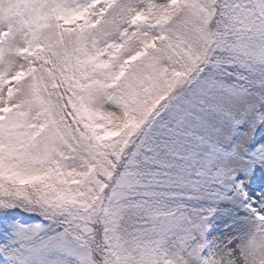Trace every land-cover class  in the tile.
<instances>
[{"label": "snow or ice", "instance_id": "obj_1", "mask_svg": "<svg viewBox=\"0 0 264 264\" xmlns=\"http://www.w3.org/2000/svg\"><path fill=\"white\" fill-rule=\"evenodd\" d=\"M0 264H264V0H0Z\"/></svg>", "mask_w": 264, "mask_h": 264}]
</instances>
